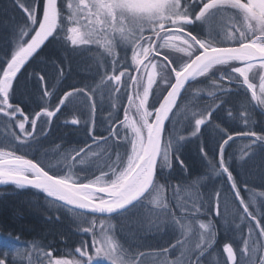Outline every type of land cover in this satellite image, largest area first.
<instances>
[{"label": "snow or ice", "instance_id": "1", "mask_svg": "<svg viewBox=\"0 0 264 264\" xmlns=\"http://www.w3.org/2000/svg\"><path fill=\"white\" fill-rule=\"evenodd\" d=\"M15 3L26 20L13 28L10 51L0 55V121L4 128L0 186L35 190L56 212L66 210L74 223L89 225L78 231L92 236L94 254L82 242L75 254L69 253L71 259L58 257L50 246L43 251L35 240L21 249L19 238L9 236L0 239V264H18L17 257L25 253L29 254L28 264H134L126 258L127 249L114 232L109 234L112 229L103 227L107 221L101 220L97 235L95 218L139 217L141 209L149 205L157 226L163 225L165 230L175 233L179 225L187 235L194 226L199 229L195 248L185 246L176 258L169 259L168 254L180 244L170 245L154 253L162 257L159 264H205L217 236L210 213L222 217L221 208L226 211L229 202H238V229L245 222L255 225L249 223L247 235H241L239 257L232 244L223 245L224 264H264V243L259 242L264 241V200L257 203L264 192L256 193L239 173L234 175L236 168L250 165L248 173L258 176L264 185V127L252 130L258 126L252 112L264 117V0H42V10L41 0ZM46 42L61 44L65 59L69 52H90L93 45L102 49L97 72L105 73L102 84L115 89L107 122L96 119L99 85L68 84V90L59 95L68 77L63 61L52 62L54 73H49L47 61H39L24 77L23 69ZM257 77L258 85L253 82ZM209 78H214L207 90L209 102L193 107L189 101L178 112L189 86ZM30 81L34 86L28 90ZM50 81H54L51 87ZM225 83L231 87H224ZM204 91L198 89L192 95L203 99ZM123 95L127 103L115 102ZM57 96L58 102L52 106ZM237 104L244 110L234 116ZM66 109L79 113L63 125L84 129V145L62 153L63 145H57L53 154L59 153V159L46 162L41 158L48 156V151L41 153L43 142ZM181 114L185 116L183 130L192 129L187 136L178 134L175 117ZM237 120L247 131H235L240 126ZM209 126L210 139L206 136ZM201 136L205 139L199 155L208 172L193 184L207 187L202 183L205 179L213 185L216 180L222 183L214 192L172 204L164 192L174 166L178 164L185 176L190 175L181 159L182 148ZM237 141H247L240 145L239 157L235 150L229 152ZM242 183L247 199L241 194ZM201 216L207 219L198 220ZM255 230L258 238L253 243ZM137 239L142 237L133 234L131 243ZM32 253L37 256L35 261Z\"/></svg>", "mask_w": 264, "mask_h": 264}, {"label": "trees", "instance_id": "2", "mask_svg": "<svg viewBox=\"0 0 264 264\" xmlns=\"http://www.w3.org/2000/svg\"><path fill=\"white\" fill-rule=\"evenodd\" d=\"M11 0H0V55H3L5 51H9V40H10V22L13 17H18L16 9L11 7ZM11 5V6H10ZM90 53L92 59V51L85 52L81 54H72L71 52L67 53V59H65L66 53L64 48L55 42L47 43L43 46L42 50L39 51V55L35 57V59L29 63L25 69H23L24 77H26L27 71H33L34 68H37L39 61H47L48 62V71L49 73H54L56 70L52 68V62H56L59 64L63 61V67L65 71L68 73L67 79L64 81V85L62 90L59 92V95L63 94V91H67L68 88L66 85L73 84L76 87H82L85 82L89 83L92 87L96 85V78L98 76L97 72V63L95 66L85 65L83 63L84 57L88 56ZM69 61L71 63L69 64ZM43 66V65H40ZM96 72V73H95ZM95 73V74H94ZM94 74V75H93ZM24 77H21L23 80ZM214 78H209V80H201L197 83H194L189 86L188 90L184 93L183 98L180 101V106H182L183 102L187 100L186 96L196 92L199 88L205 87L208 89L210 84V80ZM54 81H50L49 87H51V83ZM34 86V81L28 82L26 87L28 90H31ZM195 87L192 89L191 87ZM224 87H231L227 83L223 85ZM104 87V86H103ZM102 90V89H101ZM107 90V89H104ZM209 90V89H208ZM100 92H103L100 91ZM99 92V93H100ZM203 99L195 96L193 101L194 107H200L209 102V98L207 97V93H202ZM106 95L102 98L98 97V92H96L97 98V113L96 119L98 121L104 120L106 121L109 112L107 110H111L110 100L105 101ZM248 97L250 98V93H248ZM126 96L122 99L121 104L127 103L125 100ZM242 99V97H241ZM58 102V96L55 100L52 101V106ZM121 102V101H120ZM119 102V103H120ZM226 107H230V105H226ZM244 109L240 107L239 104L236 105L233 115L238 116L240 111ZM79 113H73L70 110H65L62 112L58 118L55 120V123L52 125L51 135L43 142V147L41 149V153L43 151H48L53 153V150L57 148V145H63L59 151L71 148H80L84 145V129H77L74 126H64L63 122L65 120H70L73 115H78ZM227 115V113H225ZM123 111H120V117L122 118ZM252 119L258 121V126L254 127L252 130L259 131L260 127H264V117L260 116L258 112H252ZM214 123H220L219 120L214 119ZM237 124L240 125L235 128V131H247L242 125L243 122L237 120ZM223 126V125H221ZM0 127L3 128V122L0 121ZM3 132L0 131V135ZM97 134H101L97 132ZM211 126L206 130V136L210 139ZM205 139V136H201L198 139L193 138L190 142L186 143L182 148L181 159L184 160L188 169L190 170V175L185 176L182 172L178 164H175L172 176L169 180V187L167 188V192L171 187H174L175 184L186 185L188 180H193L196 177H202L208 172L205 163H202L201 157L199 155V148L201 145V141ZM243 143H247V141H237L232 148L229 149V152H233L235 150V157L240 156L239 147ZM123 150V149H122ZM38 155H41L38 153ZM211 155V154H210ZM31 158V157H30ZM42 159L46 160V157L41 155ZM218 148H217V162H218ZM47 162V161H46ZM249 166H245V169L236 168L234 175L239 173L242 180H247L248 187L253 189L254 191L264 192V185L260 183L258 176L250 175L246 170ZM222 181L216 180L215 185H213L210 181L206 180L205 184L207 187H203L204 189L209 188L212 189L215 186H220ZM218 186V187H219ZM242 189V196L245 197L247 192L243 191L244 184L240 185ZM169 194V193H168ZM167 194V196H168ZM168 198V197H167ZM171 202V201H170ZM172 203V202H171ZM238 204V202H236ZM237 206L236 204H233ZM59 215L60 220H56L55 217ZM51 217V220L48 219ZM98 218V217H97ZM95 218V219H97ZM89 220L93 219V217H89ZM114 222L118 218H111ZM97 221V220H96ZM89 225L76 224L73 222V217L66 210H62L60 212H56L54 210V206L50 207L48 202L45 200L43 194H38L35 190H26V191H17L12 187H1L0 188V239L7 238L11 236L13 240L15 238H19L22 242L20 245H25L27 242H31L33 240L37 241L43 251H47L50 246L54 250L55 256L67 255L69 253L75 254L74 249L76 246L80 245L82 242L88 244L89 249L91 248V240L92 236L90 234H81L78 229L82 227H88ZM97 226V224H96ZM121 231V230H120ZM119 230L116 231V234L119 238L123 239V233ZM140 231V233H139ZM141 231H143L141 233ZM137 237H142V239H137L135 243H131L132 248L135 251L144 250L147 252H151L154 249L162 250L170 243V238L168 237L169 230H165L163 225L161 227L147 229L146 226H140L136 229ZM127 238L126 240H128ZM221 244L222 241H218ZM19 245V246H20ZM68 253V254H67Z\"/></svg>", "mask_w": 264, "mask_h": 264}, {"label": "rangeland", "instance_id": "3", "mask_svg": "<svg viewBox=\"0 0 264 264\" xmlns=\"http://www.w3.org/2000/svg\"><path fill=\"white\" fill-rule=\"evenodd\" d=\"M11 7L16 9V12L18 17L16 18V21H14V17L12 19V21L10 22V27H9V35L11 38L12 35V31L13 28L18 26V25H23L25 23L26 17L24 15V13L22 12L21 9H19V7L16 6L15 0H11ZM42 6V5H41ZM42 10V9H41ZM215 26V22L214 25ZM66 36L65 34H62ZM30 39V37H29ZM61 45V44H60ZM62 46V45H61ZM63 47V46H62ZM68 47L71 48L70 42L68 44ZM10 51V48H9ZM92 51V56L93 59L89 53L88 56H85L83 59V63L85 65H91V66H95L96 63H98V54L100 52H102V49H99L97 46L93 45L91 46V50ZM121 56H123V53H121ZM91 57V58H90ZM131 57V53H128V63H131L130 60ZM132 71H134V69H131ZM112 71V66H111V60L109 59L108 61V72L110 73ZM120 69L117 68L116 72L117 74H119ZM31 71H27L26 75H28V73H30ZM96 73V72H95ZM94 73V74H95ZM93 74V75H94ZM102 75H105V73H99L98 72V76L96 78V85H99V88L97 90L98 92V97L102 98L104 95H106V97L108 98V100H110V103L114 102L113 100V94L115 93V89L112 87L111 84H107V83H101V79H102ZM254 83H256L258 85L259 80L258 77L255 78L253 80ZM104 86V87H103ZM192 89H194L195 87H191ZM103 92H100L102 91ZM107 89V90H104ZM199 89H205V93H207V88L202 87ZM100 92V93H99ZM192 95V94H190ZM251 95V94H250ZM126 95L121 96L117 101L115 102H120V104L122 103V99L125 97ZM105 98V101H107V98ZM188 97V98H187ZM194 97L195 96H186L187 100L186 102L184 101L182 106L180 107V109H178L177 111L180 112L181 109L184 108L185 105H187L189 103V101H191V105L193 106V101H194ZM162 98V97H161ZM127 101V96L126 99ZM194 107V106H193ZM111 108V107H109ZM111 110H107V112ZM120 111H123V108H120ZM109 112V114H110ZM120 114V113H119ZM177 120V128L180 130L178 132L179 135H184L187 136L190 134V132L192 131L191 128H189L187 131L183 130V126H184V121H185V116L183 114L181 115H177L176 117ZM171 127V126H170ZM0 131L4 133V128L0 127ZM68 151V149L59 151L60 153ZM122 151V149H121ZM59 159V153L57 154H53L51 152L48 153V156L46 157V161H51L52 163H55V161ZM205 175H202V177ZM199 177H196L193 180H188L186 185H182V184H175L174 187H171L169 189V191L167 192V190L164 192V195L166 197H168L169 201L172 202V204H175L177 201L184 203V202H190L194 196H203L205 195L208 191H215V188L218 186L213 187L212 189L206 188L204 189L203 187H201L200 185H195L193 184L194 181H196ZM206 179L204 181H202L203 184H205ZM3 187V186H2ZM256 193H261L258 191H255ZM169 193V194H168ZM168 194V196H167ZM248 197V193L246 194V196L244 197L245 199H247ZM261 200H264V197H259L257 198V203L259 205V202ZM236 205H238L236 203ZM237 206H234L231 202H229L228 204V208L225 211L224 208H221V212L223 213L222 217H216L215 213L212 212L210 213L211 219L213 221V230L217 233L216 236V242L215 245L211 251V253H209L208 256L205 257V264H224V261L226 260V253L223 252V245L225 243H230L233 245L234 249L237 250V255L239 257V249L243 246V240L240 239L241 235H247V228H248V224L251 223V225L254 227L255 222L254 221H250V222H245L243 225L242 229H238L236 226L241 224V221L239 219V214L236 213L235 209ZM152 208L151 205L148 206V208H142L141 209V216L139 217H131L128 219H122V218H118L115 222L112 219H108L106 217H98L96 220V231H97V235H99V231L101 228V220H105L107 221V223L105 225H103V227L107 230L108 228L112 229V232H110L109 234H112L114 232L117 240L120 242V244H122L124 246L125 249H127V257L128 259L132 260L134 262V264H159V261L162 259V257L154 255V253L158 252L159 250L154 249L151 252H147L144 250H137L135 251L132 246H130L131 239L133 237V234H135L137 236L136 229L140 226H146L147 229H153V228H157V227H161L162 225L157 226V217L156 215L150 211V209ZM251 211H253L254 213L257 211L256 208H250ZM242 211V209L240 210ZM261 211H264V209H262ZM177 216H179V212L177 211ZM198 220H206L207 217L205 216H201L197 218ZM92 220V219H91ZM177 230L175 233L172 232V230L169 228V234L167 238H170V243L168 246H166L165 248H168L170 245L173 244H177L179 243L180 246L177 247L175 249V251L170 252L168 254V258L169 259H174L176 258L181 249L183 247H188L190 249L195 248L196 244L199 243V229L198 226H194L193 229L187 234L184 235L181 233L180 229H179V225L176 226ZM117 230H121L120 232L123 233V239L119 238L118 235L116 234ZM143 231H141L142 233ZM140 233V231H139ZM127 238H129L128 240H126ZM257 238H258V230H255L254 236H253V243L257 242ZM218 241H222L221 244L218 246L219 242ZM261 243H264V241H259ZM91 244H92V240H91ZM79 246V245H78ZM19 248L23 249L25 247V245H18ZM77 247V246H76ZM75 247V248H76ZM43 250V249H42ZM90 254H94V250L91 248L89 249ZM68 254V253H67ZM63 256V255H62ZM59 257V256H58ZM31 258L32 260H36L37 256L35 253L31 254ZM68 258L71 259V255L68 256ZM28 260H29V254L25 253L19 257H17V261L18 264H20V262H22V264H28Z\"/></svg>", "mask_w": 264, "mask_h": 264}, {"label": "flooded vegetation", "instance_id": "4", "mask_svg": "<svg viewBox=\"0 0 264 264\" xmlns=\"http://www.w3.org/2000/svg\"><path fill=\"white\" fill-rule=\"evenodd\" d=\"M31 0H25V3H30ZM41 5H42V0H41ZM41 9H42V6H41Z\"/></svg>", "mask_w": 264, "mask_h": 264}, {"label": "water", "instance_id": "5", "mask_svg": "<svg viewBox=\"0 0 264 264\" xmlns=\"http://www.w3.org/2000/svg\"><path fill=\"white\" fill-rule=\"evenodd\" d=\"M2 186H0V188H1Z\"/></svg>", "mask_w": 264, "mask_h": 264}]
</instances>
